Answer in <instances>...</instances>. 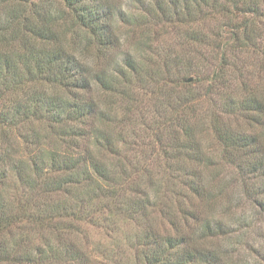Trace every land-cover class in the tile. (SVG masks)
Returning <instances> with one entry per match:
<instances>
[{
  "label": "trees",
  "instance_id": "16d2710c",
  "mask_svg": "<svg viewBox=\"0 0 264 264\" xmlns=\"http://www.w3.org/2000/svg\"><path fill=\"white\" fill-rule=\"evenodd\" d=\"M257 214L264 0H0V264H264Z\"/></svg>",
  "mask_w": 264,
  "mask_h": 264
},
{
  "label": "rangeland",
  "instance_id": "374dc122",
  "mask_svg": "<svg viewBox=\"0 0 264 264\" xmlns=\"http://www.w3.org/2000/svg\"><path fill=\"white\" fill-rule=\"evenodd\" d=\"M121 1H126V0H121ZM161 39L163 40L162 43L158 42L161 47L165 48V47H169L171 49H173V51H178L181 49V46L183 45V43L185 42V40L182 39V32L180 31H176V30H173L172 32L170 33H164L162 34L161 33ZM214 40L213 38L211 39L210 38V46L212 47V45H216L213 44ZM186 44H188L186 42ZM186 46V45H185ZM214 55H215V52H213V58H210V61L207 62L206 64H210L211 65H214V67L216 65H219L221 63V59L220 58H216L214 59ZM239 59H238V64H235L238 66H243V65H246L245 66V75L247 77H242L241 78L243 79L242 82L246 81L247 83H252L253 80L256 79V76L253 74L254 69H255V66L254 64H257V59H256V56L255 54H248V55H241V56H238ZM234 66V65H233ZM244 67V66H243ZM196 70H192L191 73L188 75L189 77L193 79H196V82L194 83V85H196L197 87V92L198 95H201V100L200 102L198 103L199 106H194V108H191L190 109V112L192 113V115H196V116H199V114H205V116H209L210 113H221V118L222 119H226L228 116L227 114L225 115L222 110H221V107L222 105L224 104L225 102V98L227 97L226 94H233L234 93H239L241 90L239 89L240 86H241V83L239 82V78H240V74L237 73V72H234L235 74L231 73L227 76H225V80L223 82L224 86H226L224 88V91L223 93H226L224 95H220L219 93H217L216 91L212 92V93H207V88L206 86H199V83L197 80V77H209L208 75L210 76H213V73H211V66H206V67H195ZM201 70L203 71V73L201 74ZM200 71V72H199ZM248 73V75H247ZM253 74V75H252ZM191 80V81H192ZM190 82V81H189ZM219 84H220V81H219ZM218 87L216 86L215 87V90H219L217 89ZM221 92V91H220ZM142 97H140V99L143 101V107H142V110H144L146 113H149L151 112L152 113V109H150V106L147 104V98L149 97V94H145L144 95V92L140 91ZM149 101V99H148ZM214 136L212 135L211 132L207 131V133L205 134V139H203V144L207 147L210 146V148L212 149V151H215L218 153V147L214 141ZM136 159L135 160H139L140 158L142 157H138L136 156L135 157ZM241 208L246 211L248 214H250L252 212V207L248 204V202L246 200H242L241 202ZM256 219V223L259 227V229H262L264 231V218L261 216L259 217V215L257 214V216L254 218ZM262 227V228H261ZM260 235V234H259ZM259 244V243H258ZM260 245H264V239L262 240V242H260Z\"/></svg>",
  "mask_w": 264,
  "mask_h": 264
},
{
  "label": "water",
  "instance_id": "95a60500",
  "mask_svg": "<svg viewBox=\"0 0 264 264\" xmlns=\"http://www.w3.org/2000/svg\"><path fill=\"white\" fill-rule=\"evenodd\" d=\"M192 80V78L190 77V78H188V81H191Z\"/></svg>",
  "mask_w": 264,
  "mask_h": 264
}]
</instances>
